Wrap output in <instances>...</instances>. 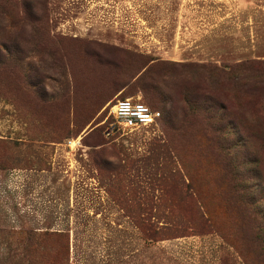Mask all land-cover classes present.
<instances>
[{
    "label": "rangeland",
    "instance_id": "rangeland-1",
    "mask_svg": "<svg viewBox=\"0 0 264 264\" xmlns=\"http://www.w3.org/2000/svg\"><path fill=\"white\" fill-rule=\"evenodd\" d=\"M31 1L0 0V255L264 264V0Z\"/></svg>",
    "mask_w": 264,
    "mask_h": 264
},
{
    "label": "built area",
    "instance_id": "built-area-1",
    "mask_svg": "<svg viewBox=\"0 0 264 264\" xmlns=\"http://www.w3.org/2000/svg\"><path fill=\"white\" fill-rule=\"evenodd\" d=\"M109 112L121 133L153 129L158 126L161 117L159 110L152 109L139 97H118L110 105ZM73 144L71 141L67 143L69 147Z\"/></svg>",
    "mask_w": 264,
    "mask_h": 264
},
{
    "label": "trees",
    "instance_id": "trees-1",
    "mask_svg": "<svg viewBox=\"0 0 264 264\" xmlns=\"http://www.w3.org/2000/svg\"><path fill=\"white\" fill-rule=\"evenodd\" d=\"M36 3H33L31 0H24V5L26 8H28L30 5H33ZM39 7H40V3L38 2ZM28 6V7H27ZM41 8V12L40 11H34V10H30L28 11L29 14V20L35 24H42L45 23L47 21V16H46V9L45 6L40 7ZM120 98H125V97H120ZM143 101V100H142ZM145 102V101H143ZM146 103V102H145ZM147 105H149L148 103H146ZM150 106V105H149ZM151 107V106H150ZM152 109H156L151 107ZM158 110V109H157ZM161 113V112H160ZM162 118V114L161 117L159 118V122ZM38 238L35 237L33 234H30L29 232L26 233V236L23 239L24 243H28L31 242L33 240H37ZM5 256L0 255V264H18L20 262L23 261H27L30 262L32 260L33 254L28 253L27 251H14V252H7L6 254H4Z\"/></svg>",
    "mask_w": 264,
    "mask_h": 264
}]
</instances>
